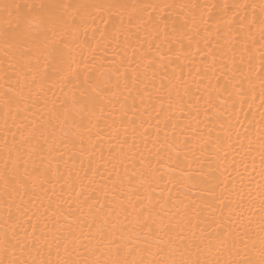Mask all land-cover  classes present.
Segmentation results:
<instances>
[{"label": "snow or ice", "instance_id": "obj_1", "mask_svg": "<svg viewBox=\"0 0 264 264\" xmlns=\"http://www.w3.org/2000/svg\"><path fill=\"white\" fill-rule=\"evenodd\" d=\"M0 81V264H264V0H0ZM97 149L101 183H61ZM170 162L191 208L154 187Z\"/></svg>", "mask_w": 264, "mask_h": 264}, {"label": "bare ground", "instance_id": "obj_2", "mask_svg": "<svg viewBox=\"0 0 264 264\" xmlns=\"http://www.w3.org/2000/svg\"><path fill=\"white\" fill-rule=\"evenodd\" d=\"M218 2H220V0H218ZM229 3L233 2V0H228ZM241 2H244V0H241ZM248 2H251V0H248ZM257 2H259V0H257ZM99 23V21L97 22ZM100 27H103V25H100ZM89 35H91V33H89ZM81 38H83V34H81ZM110 49L107 50L108 54H105V52H100L98 51L97 53H95L96 56V60L90 61L89 63V67L92 68L93 71H95V69L97 68H101V66H103L104 68H108L111 67V63L110 61H112L114 59V57L110 54ZM85 55L88 56L89 53L87 51H85ZM81 72L84 71L83 69V65H81ZM199 79L198 77H196L195 71L193 70L192 72V77L191 79ZM0 83H2V81H0ZM216 84V80L212 79V85ZM208 85V80H205L201 86H200V91L199 93L195 92V89H193V98H192V103L193 105H195L196 107H198L200 109L199 111V122H203L204 121V109L206 107V104L204 101H206L209 98V93H211V100L213 104H219V100L217 99V91L214 90V88L211 87H207ZM53 93H55V97H60L62 98V94L59 90V86H55L52 88V90L49 92V96H52ZM203 97V99L201 100V102L199 104H197V100L196 97ZM258 103V102H257ZM245 111H247V107H245ZM190 115L188 116V120L191 121V128L189 127H185L184 128V132L185 135L187 136H193L195 135L194 129L198 126V120L196 119L197 113L195 111V108L190 109L189 110ZM177 116V118L181 117V113L177 112L175 114ZM258 118V116H257ZM109 122H111V117H108ZM241 120H243V116H241ZM25 123H27V121H25ZM154 123V121H153ZM185 124H187V121H184ZM103 124V122H102ZM9 126L11 127V121H9ZM199 126L202 127L203 124L199 123ZM246 126V125H245ZM239 127L240 133L243 136L244 135V128L243 127ZM12 131L15 132L17 131V129L15 127H12ZM99 131V137L95 143L101 145L105 151H106V147L108 145L109 142V132L112 131V129L108 128L107 126L103 127L102 130H96L94 129L93 132H97ZM171 129H169V134L171 135ZM176 134L179 136L180 133V129H176ZM4 135V121H3V116L2 114H0V138H2ZM161 135L163 136V133H161ZM9 141H11L12 136L9 135L8 136ZM235 139V137H234ZM0 144H2V139H0ZM91 149L86 148V152H90ZM141 151H143L145 153V155H147V152L145 149H143L141 147ZM234 152L230 151V157L231 155H234ZM65 159H67V156L65 157ZM175 159V158H174ZM181 159H183V156H181ZM237 159L239 160L240 157L237 156ZM91 160L92 162V167L97 169L96 175L93 176V171L92 169H90L89 167V161ZM257 162H258V157H257ZM103 163L102 161H100V154H99V149L96 150V152L92 155H83V156H77L73 158V161L68 163L66 166L62 165L61 167V171L62 173H64V178L61 179V183L64 182V179H66L67 177V173L69 171H72L73 173H78L80 180L77 181L75 175L73 176V180L70 182H75V183H84L85 186H89L88 185V181L89 180H93L94 183L92 186H95V184L101 183V176H100V171H103L102 168L99 167V165ZM2 166V165H0ZM162 171H164V174L166 177H172L173 178V183L172 184H160L158 186H154L157 188V191H163L164 196H168L169 194L175 198L177 196H179V200L183 202V204L188 205L190 208L192 207V201L193 200H199V196L195 190V187L192 185L191 180L188 179V174H192L194 175L196 172V168L195 166L189 168L187 166V164L185 163V165L183 166L182 169H177L174 163L170 162V166L162 169ZM181 171H183V173L185 174V178L183 180V183H181ZM85 174H87V179H84ZM106 175V173H105ZM55 182V181H54ZM60 185L56 184L55 189L53 190L50 186L48 188V194L50 196H52L53 199H56L57 196L60 195ZM69 198H71L72 200H75V196L72 195L69 190L67 189V187H65L64 189V194H63V199L64 200H68ZM65 207H67V205H65ZM42 211V210H41ZM209 211H213L212 209H209ZM215 213L217 215H219V210L218 208L215 209ZM2 215H0V227H2ZM195 222V221H194ZM25 228H29L28 224H24L23 225ZM31 229L29 228V231Z\"/></svg>", "mask_w": 264, "mask_h": 264}]
</instances>
